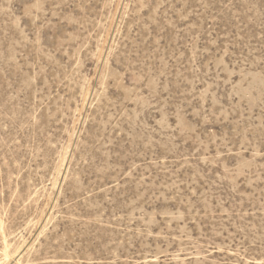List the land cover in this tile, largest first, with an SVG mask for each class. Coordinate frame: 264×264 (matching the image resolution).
Wrapping results in <instances>:
<instances>
[{
    "label": "rangeland",
    "instance_id": "374dc122",
    "mask_svg": "<svg viewBox=\"0 0 264 264\" xmlns=\"http://www.w3.org/2000/svg\"><path fill=\"white\" fill-rule=\"evenodd\" d=\"M0 264H264V0H0Z\"/></svg>",
    "mask_w": 264,
    "mask_h": 264
}]
</instances>
